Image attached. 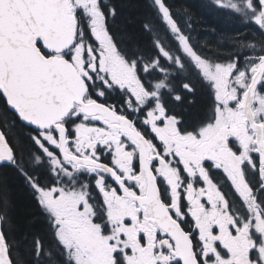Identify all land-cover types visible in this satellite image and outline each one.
<instances>
[{
    "label": "snow or ice",
    "instance_id": "1",
    "mask_svg": "<svg viewBox=\"0 0 264 264\" xmlns=\"http://www.w3.org/2000/svg\"><path fill=\"white\" fill-rule=\"evenodd\" d=\"M209 6L0 0V264H264V0Z\"/></svg>",
    "mask_w": 264,
    "mask_h": 264
},
{
    "label": "trees",
    "instance_id": "2",
    "mask_svg": "<svg viewBox=\"0 0 264 264\" xmlns=\"http://www.w3.org/2000/svg\"><path fill=\"white\" fill-rule=\"evenodd\" d=\"M176 9L188 10L191 17V24L194 29V37H198L200 41H208L210 43H224L221 37L234 35L237 31L241 30L242 27L238 21L221 14V13H209L213 9L209 6V0H169ZM204 5V7H203ZM185 19L188 16L184 15ZM213 29L215 30L213 32ZM209 101L204 89L200 90L198 94L197 104L194 105L190 112L192 116H197L206 110ZM15 181H13V184ZM17 197L20 198L21 194L16 193Z\"/></svg>",
    "mask_w": 264,
    "mask_h": 264
},
{
    "label": "flooded vegetation",
    "instance_id": "3",
    "mask_svg": "<svg viewBox=\"0 0 264 264\" xmlns=\"http://www.w3.org/2000/svg\"><path fill=\"white\" fill-rule=\"evenodd\" d=\"M170 2V1H169ZM171 3V2H170ZM172 4V3H171ZM172 6H173V10L177 13V15H178V17H179V19L183 22V21H185L186 19H185V17L183 16L184 15V11L183 10H178V9H176L175 8V6L172 4ZM209 13H213V14H215V13H217L216 11H210ZM239 31H243V29H241V30H239Z\"/></svg>",
    "mask_w": 264,
    "mask_h": 264
},
{
    "label": "rangeland",
    "instance_id": "4",
    "mask_svg": "<svg viewBox=\"0 0 264 264\" xmlns=\"http://www.w3.org/2000/svg\"><path fill=\"white\" fill-rule=\"evenodd\" d=\"M203 7H204V5H203ZM196 38H198V37H196Z\"/></svg>",
    "mask_w": 264,
    "mask_h": 264
}]
</instances>
